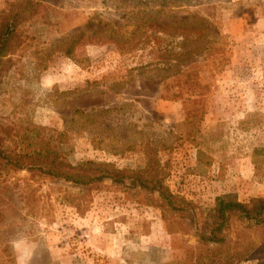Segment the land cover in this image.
<instances>
[{
  "label": "rangeland",
  "instance_id": "obj_1",
  "mask_svg": "<svg viewBox=\"0 0 264 264\" xmlns=\"http://www.w3.org/2000/svg\"><path fill=\"white\" fill-rule=\"evenodd\" d=\"M174 3L0 0V21L22 10L0 57L3 145L31 127L60 134L72 164L145 168L195 221L144 190L0 165V264H264V225L232 218L221 245L196 235L217 196L264 198V0ZM188 12L206 21L186 38L147 21Z\"/></svg>",
  "mask_w": 264,
  "mask_h": 264
},
{
  "label": "trees",
  "instance_id": "obj_2",
  "mask_svg": "<svg viewBox=\"0 0 264 264\" xmlns=\"http://www.w3.org/2000/svg\"><path fill=\"white\" fill-rule=\"evenodd\" d=\"M41 2V0H39ZM175 6H194L201 0H174ZM36 3V2H34ZM39 3V2H37ZM36 3V4H37ZM33 7L28 10L33 13L36 4L28 2ZM22 10L9 13L0 21V57L12 50L11 38L16 33L18 16ZM150 26L160 25L163 33L176 34L186 38V32L195 28L197 23L206 21L205 16L198 13L188 12L185 18L180 19L174 27L171 23L147 20ZM77 36V35H75ZM71 40L75 43L77 37ZM87 37V36H86ZM109 41L114 42L110 39ZM68 53V52H66ZM191 53V50L183 54ZM190 68L187 64L176 71L180 74ZM187 115V113H186ZM193 115V114H191ZM35 128V129H33ZM30 132L19 133L18 147L8 149L3 145L4 138L11 132L9 126L0 125V165L7 169H25L31 176L62 180L86 190L99 189L103 183L108 182L115 186H127L153 193L168 211L181 213L188 216L192 225H195L192 204L182 196L172 194L160 177L151 175L143 169H118L110 163L97 162L91 159L82 160L72 164L62 154L58 145L60 134H48L41 127H31ZM209 222L200 228H196L197 240L201 245H221L225 242L224 231L232 218L247 220L256 226L264 225V198H254L248 202H240L229 195H220L215 198L214 206L208 214ZM196 227V226H195ZM234 254L227 261H231ZM236 259V258H234Z\"/></svg>",
  "mask_w": 264,
  "mask_h": 264
}]
</instances>
